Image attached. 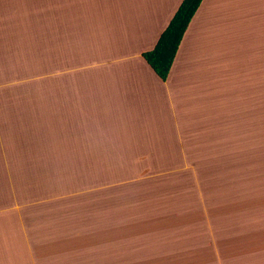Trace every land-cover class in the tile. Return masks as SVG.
Returning a JSON list of instances; mask_svg holds the SVG:
<instances>
[{
	"label": "crops",
	"instance_id": "obj_1",
	"mask_svg": "<svg viewBox=\"0 0 264 264\" xmlns=\"http://www.w3.org/2000/svg\"><path fill=\"white\" fill-rule=\"evenodd\" d=\"M181 1L0 0V264H38L28 258V227L37 225L28 224V211L44 198L92 187L101 195L134 190L135 181H122L171 170L141 161L176 159L202 143L219 113L214 74L237 43L235 13L264 62V0H201L160 79L142 53ZM107 155L133 162L107 164ZM258 169L212 198L194 234L179 227L191 236L180 264H264V166ZM117 199L100 203V226L139 216L123 214L128 207ZM103 247L122 264L120 246Z\"/></svg>",
	"mask_w": 264,
	"mask_h": 264
},
{
	"label": "rangeland",
	"instance_id": "obj_2",
	"mask_svg": "<svg viewBox=\"0 0 264 264\" xmlns=\"http://www.w3.org/2000/svg\"><path fill=\"white\" fill-rule=\"evenodd\" d=\"M230 18L232 21V13ZM215 22L220 23V19ZM234 23L235 55L230 48L226 64L214 74L215 86L219 85L217 93L216 87L212 91L218 98L219 113L213 117L210 129L204 130L202 143L188 146L176 159L141 161L146 168L151 165L171 170H144L136 179L122 181H135L138 187L134 190L113 193L112 187L101 195L99 187H92L88 194L89 189L54 194L35 208H31L35 203L28 205V224L37 222L34 228L28 227L29 259L38 264H98L97 248L101 244L120 246L116 250H122V264H131L140 255L150 257V264H180V259H189L184 254L187 247L183 240L191 236L180 233L179 227L186 226L194 234V228L204 224L213 197L225 194L246 173L258 172V166H264V143L259 146L250 140L264 137V62L259 57L258 43L249 46L243 39L238 13L234 14ZM221 31L218 29L217 34ZM107 156V164L133 162ZM245 162L252 167L244 169ZM132 193L136 194L125 196ZM77 195L80 198L74 199ZM111 198H121L126 204L129 212L123 214L139 216L121 217L120 223L114 219L115 223L100 226L99 205ZM47 213L51 215L49 220L44 219ZM150 234L159 236L153 244Z\"/></svg>",
	"mask_w": 264,
	"mask_h": 264
},
{
	"label": "trees",
	"instance_id": "obj_3",
	"mask_svg": "<svg viewBox=\"0 0 264 264\" xmlns=\"http://www.w3.org/2000/svg\"><path fill=\"white\" fill-rule=\"evenodd\" d=\"M200 2L201 0H182L168 25L160 34L154 47L142 53L147 64L160 79L165 80L167 78L182 36ZM250 140L251 144L261 143V137L250 138ZM158 237V235L150 234V244H153ZM103 246L104 245H102L101 248H97L98 257L103 258L104 261L105 258L112 261L111 255L109 256L108 254V249H104ZM113 263L115 262L112 261L111 264ZM131 264H150V257L145 258L143 255H140V257Z\"/></svg>",
	"mask_w": 264,
	"mask_h": 264
}]
</instances>
